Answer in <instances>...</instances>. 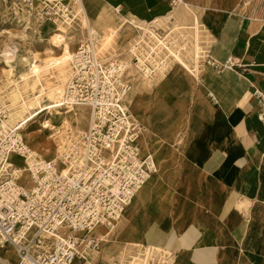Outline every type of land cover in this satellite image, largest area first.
Wrapping results in <instances>:
<instances>
[{"label":"crops","instance_id":"1","mask_svg":"<svg viewBox=\"0 0 264 264\" xmlns=\"http://www.w3.org/2000/svg\"><path fill=\"white\" fill-rule=\"evenodd\" d=\"M107 1L90 3L105 17L95 22L102 29L116 23L110 15L114 6H121L124 16L144 20L132 11L133 5L146 21L158 6L157 0ZM200 22L213 40L199 80L188 76L198 86L191 115L178 90L173 96L160 91L163 85L144 98L146 106L138 112L157 124L163 104L166 117L153 126L157 145L148 152L158 177L132 199L113 241L121 247V264L144 257L152 264H264V119L258 117L254 95L255 88L264 92V0L235 8L206 7ZM175 97L176 107L170 102ZM187 126L180 152L173 150L172 139ZM108 235L100 236L110 241ZM141 244L145 246L135 247ZM12 248H0V264H16ZM149 249L155 250L152 259L146 254ZM90 255L110 264L108 250Z\"/></svg>","mask_w":264,"mask_h":264},{"label":"built area","instance_id":"2","mask_svg":"<svg viewBox=\"0 0 264 264\" xmlns=\"http://www.w3.org/2000/svg\"><path fill=\"white\" fill-rule=\"evenodd\" d=\"M56 3L57 7L65 3ZM53 13V7L49 6ZM99 40L91 30L72 54L67 83L69 98L89 108L87 129L71 137L58 158L39 161L29 167L31 186L5 178L10 151L32 155L20 135V128H5L9 111L0 97V248L12 246L18 264H92L79 254L78 230L102 226L114 228L137 190L156 171L150 155H142L138 136L142 126L128 119L125 97L131 83L118 58L99 61L94 55ZM137 71L151 75L163 66L132 59ZM227 65L233 66L228 60ZM264 119V92L255 88ZM117 157H113L114 149ZM93 235L89 246L99 248Z\"/></svg>","mask_w":264,"mask_h":264},{"label":"bare ground","instance_id":"3","mask_svg":"<svg viewBox=\"0 0 264 264\" xmlns=\"http://www.w3.org/2000/svg\"><path fill=\"white\" fill-rule=\"evenodd\" d=\"M7 1H10L11 4L14 5L15 13H18L17 10H21L25 13V16L30 17L35 15V19H37L36 25L38 26V29H36L35 31L40 35L42 30L45 31L47 29H55V31H57L58 33L52 34L53 36L51 37V39H53V41L57 45L58 43H61V41L65 40L64 35L67 33V30L62 24L53 21L52 18L55 20H65L64 22H70L71 25L72 23H76L77 21L85 22V24L89 27V30L96 34V31L93 28H90V24L85 20V18L81 20L77 19L75 21L70 19L72 18L71 12H73L76 7L83 6V0H75L74 5L70 7V9H68L66 5L60 6L58 8L56 3L59 4L61 0ZM46 1L52 2L54 11L53 13L49 12L48 8L50 5H47ZM5 3L6 0H0L1 8L6 7L4 5ZM90 3L93 4V1L90 0ZM114 10L116 13H120L121 6H116ZM59 15L63 19H60L61 17L58 18L57 16ZM190 15H192L191 23H188L189 19L187 18ZM123 18L129 19L135 30L130 34H127L126 36L120 37L118 39V35L110 32V26H108L106 28L107 31H105L106 38L102 45L103 48L100 47L99 53L96 52L98 42H100L101 39L98 40L94 47V55L99 61H103L102 54L104 53V51L102 53V49L107 48L108 46L112 45V43L123 44L125 42H129L130 44L129 40H132V43L136 42L137 44L144 42V44H146L149 48V52L144 56V58L143 56L135 57L140 62H146L144 59L155 60L158 56H160V54L164 53L165 51V55L170 54L173 56V59H170L169 62H166L161 68L156 69L151 75L141 74L135 69L132 61L129 64L128 62H125L123 60L126 65L124 74L129 81L130 78L128 77V70L131 66L136 72L141 74L143 78H135L133 84L130 81L131 89L125 97L128 109V119L130 121L138 122L136 119L142 118L132 112V105L137 101L138 97L142 95L144 91H155L161 88L164 81L168 78L174 68H178L179 66V69L185 70L188 76L193 79L199 80L203 65L207 63L209 56L206 47L201 46V34L206 29H204V27L200 24L197 13H195V10H193L192 6L185 3L184 0H175L173 2L172 9L169 12L164 15L157 16L151 21L140 20L130 14L127 16H123ZM28 25L25 28V31L29 28ZM158 31L163 32V34L158 33ZM4 33H7V30L2 29L1 34ZM10 37L12 38L13 35L10 34ZM81 41L83 40H79V42ZM210 43L211 42H209V44ZM44 53L45 56L40 57V53L32 51L30 57H23L21 59L19 58V61L23 65L22 73H24L22 75V86L14 79L15 69L13 64L11 63L13 52H10L9 50H3V54H0V61L3 63L2 72L7 79L6 83H4L3 81V88L7 90L8 100H6L5 96L1 92L0 97L2 98L3 102L6 105V108L9 111V116L3 121V126L5 128H20V135L24 140L26 137L30 136L27 130L30 128V123H32L34 119L43 117L45 115H61V109H67L71 111V108H73V106H78V104L73 102L67 94V83L72 70L71 60L73 52H71V54L64 52L63 54L56 56L52 49H46ZM50 76H52L55 81H51ZM200 89L205 91V88L201 85ZM45 98L49 103H43ZM8 101L11 103V105H9ZM10 106H12V111ZM159 108L163 110L165 115V106H163V108L162 106ZM54 111L56 113H54ZM69 111H67L66 113H68ZM142 120L145 123L144 126H142L138 122L142 126L141 133L139 134L137 140L140 147V152L143 155H150L153 158L151 154H144L142 152L144 151L148 153L151 146L157 145L154 142L155 135L153 134L151 123L148 120ZM41 127L42 129L38 130V132L36 133H41L44 130L54 132L50 138H54V140L57 141L56 146L58 149V155L55 158H58L63 145L71 137H73L70 135L71 127L69 121L65 118L63 119L61 126H54L51 121L46 119L41 123ZM141 136L142 147L140 146ZM14 156L23 159V163H21V166H19V168H17V166L13 162ZM32 156L35 157L36 154L32 153V155L30 156L17 155L16 153L10 151L6 160V170L4 171L3 176L5 178H15L18 180V182H20L19 175L21 173L25 171L29 174V167L33 160ZM113 157H117L116 148L113 151ZM156 172L157 166L156 171L152 174V176ZM152 176L137 190V192L152 178ZM29 182L31 183L30 174ZM137 192L135 193V195L137 194ZM135 195L132 197V199L135 197ZM130 202L128 203V205L130 204ZM128 205L126 206V208L128 207ZM124 212L121 214L119 219L123 216ZM99 227L102 226L94 227L91 230H78L76 232V237L79 239L78 252L80 254V257L86 259L88 263H91L87 257L89 253L88 251H90L89 254H91L93 252L99 251L100 249L89 246L88 244V240L93 236L91 235V233ZM103 241L105 242L103 251L106 252L107 248H109L110 241L108 239H104ZM12 249L17 254L18 259L16 264H18L20 262V257L17 251L14 248ZM154 251L155 250H150L151 257ZM145 259L146 257H144L143 261L139 258L138 261L134 260L129 264H142V262L143 264H145Z\"/></svg>","mask_w":264,"mask_h":264},{"label":"rangeland","instance_id":"4","mask_svg":"<svg viewBox=\"0 0 264 264\" xmlns=\"http://www.w3.org/2000/svg\"><path fill=\"white\" fill-rule=\"evenodd\" d=\"M61 1H63L61 3L66 4L68 9H70V7H72L75 3V0H61ZM92 1H93V4H95L96 0H92ZM105 1H107V0H105ZM109 1L115 5L114 0H109ZM174 1L175 0H157L158 6L156 7L157 8L156 13H161V14L163 13L164 14V11L166 9L169 8L171 10ZM248 1L251 2L253 0H184L185 3L191 5L193 10H195V13H197V17H198L199 22H200V14L206 7L235 8V7L239 6L240 4L244 5L246 3H249ZM46 4L53 6L51 1H46ZM82 4H83V6L76 7L73 10V12H71L72 18H70V19L75 21L77 19L81 20V19L85 18L86 21L92 23V24L89 23L90 28H94L96 30V34L99 35V40L101 39L100 42H98V46L96 48V52L99 53L100 47L103 48L102 45H103V42L106 38V32L105 31H107V29H106L107 27L102 29L99 25H96L95 22H99V21H101L102 18L104 19L105 17H101V15L97 9L92 10L88 0H83ZM4 5L6 6L4 8H1V6H0V54H3V50H9L10 52H13V56L11 58L12 59L11 63L13 64L14 69H15L14 79L17 82H19L21 86L23 84V82H22L23 76L22 75L24 73H22V69H23L22 66L23 65L19 61V58L21 59L23 57H30L32 51L40 53V57H44L45 56L44 52L46 51V49H52L56 56H59V55L63 54L64 52L71 54V52H74L76 50L77 45L80 43L79 40L85 39L86 34H87V30L89 29V27L85 24V22H82V21H77L76 23H72V25H71L70 22H67V23L64 22L65 20L64 21L55 20L52 18L53 21H55L59 24H62L67 30V33L64 35L65 40L61 41V43H58V45H57V44H55L53 39H51V37L53 36L52 34L58 33L57 31H55V29H47L45 31L42 30L41 35H40L38 32L35 31L36 29H38V26L36 25L37 19H35V15L30 16V17L25 16V13L21 10H17L18 13H15L14 5H12L11 2L7 1V0H6V3ZM114 5H112V6H114ZM114 7H116V6H114ZM91 11H93V12H91ZM111 14L113 16H115L117 19H116V23L113 24L112 26H110V32H113L114 34L118 35V39L120 37L126 36L128 33H131L135 30L133 28L131 22L129 21V19L123 18L124 15L121 12L116 13L114 8H113L112 13L110 12V15ZM155 14L152 13L150 16H148V18L150 19L148 21H151L154 18ZM106 15L107 14L105 13L104 16H106ZM73 16H75V17H73ZM57 17L60 18L61 16L59 15ZM191 18H192V15H190L187 18V19H189L188 23H191ZM60 19H63V18L61 17ZM200 24H201V22H200ZM27 25L29 28L26 29V31H25V28L27 27ZM2 29L7 30V33L1 34ZM204 29H205V27H204ZM158 33L163 34V32H161V31L160 32L158 31ZM10 34L13 35L12 38L10 37ZM40 36H41V38H40ZM201 36H202L201 37V46H205L206 50H208V47L211 44V43L209 44V42H212L213 39L207 30L203 31ZM129 41H130V44H129V42L128 43L125 42L123 44L112 43V45L108 46L107 48L102 49L101 52L103 53V51H104V53L102 54L103 61H107L108 59H112V58H118V59L124 60L125 62H128L130 64L133 58L141 57V56H143V58H144V56L148 54L149 48L147 47L146 44H144V42L137 44L136 42L132 43V40H129ZM165 52L160 54V56H158L155 60H147V59H144V60L151 65H155L157 62L162 61L163 65H164L166 62H169L170 59H173L172 55H170V54L165 55ZM2 67H3V63L0 61V92L5 96L6 100H8L7 99V90L5 88H3V85H4L3 81H4V83H6L7 79L3 75ZM128 74H129L128 77L130 78V81L132 84H133V81L135 78H137V77L142 78V75L139 74L138 72H136L132 66L129 68ZM50 79H51V81H55L52 78V76H50ZM162 87H163L162 89L159 88L160 91H163V92L169 93V94H172L176 90H178V92H179L178 98H180L179 100H183V101H184V99L187 100L188 112H189V115H191V110L193 109L194 104L196 103V100H197V88H198V86L193 84V82L190 81V79L187 75V72L185 70L179 69V66H178L177 70L173 71V73H171L168 76V78L164 81V84ZM159 89H157V90H159ZM157 90H155V91H144L142 93L143 95H141V97H140V100L138 102L136 101L137 102L136 109L135 110L132 109V112L136 115H140L138 113L139 109L141 108L144 110V108L146 106V101L144 100V98L149 96V94H151V93H155ZM172 95L177 96V94H175V93ZM177 99H176V97H175V99L171 98L170 102L172 103V106L173 105L175 107L177 106V104L179 102V101L177 102ZM43 103L47 104L49 102L45 98ZM125 103H126V100H125ZM9 105H11L10 102H9ZM126 105H127V103H126ZM163 106H165V105L162 104V108H163ZM10 107H11V111H12V106H10ZM67 111H69V110L61 109L60 110L61 115H56V114L45 115L43 117H40V118L38 117V118L34 119L32 121V123H30V128L27 130L28 133L30 134V136L26 137L25 141L27 142V145L29 147H31L33 153L36 154L35 157L39 161L40 160H44V161L50 160V159L57 157V155H58V151H57L58 149L56 146L57 141H55L54 138H50L54 132L44 130L41 133H36V132H38V130L42 129L41 123L43 121H45L47 119V120L51 121V123L54 126H61L63 119L66 118L69 121L70 127H71L70 135L73 137L77 136L82 131L87 129L88 122H89V113H90L89 108L87 106H85V105L73 106V108H71V111L66 113ZM54 113H56V112L54 111ZM165 117H166V115H164L163 110H161L159 112L157 124L154 123V119H151L152 128H154L153 127L154 125L160 124V121H162ZM136 120L138 122H141L143 124V126L145 125V123L143 121H141L142 119H136ZM187 129H188V126L186 128L185 127L182 128L181 131L178 132V134L174 137V139H172V141H171L172 146H170V147L173 150L180 152V149L182 148L184 139L186 138V130ZM142 152L145 154H148L144 151H142ZM13 161L15 162V164L21 166L22 160L19 159V157L14 156ZM19 166H17V168H19ZM157 175L158 174L155 173L152 176V179L158 177ZM19 177H20L21 184L27 182L24 185L25 186H31V183L29 182L28 172L24 171L23 173H21L19 175ZM151 180H149V181L151 182ZM122 217L117 221L114 228H112V229L103 228V229H99L98 231L94 230L91 233V235H94V234L98 235L97 237L101 241L100 245H99V248H100L99 251H102L104 244H105V242L103 241L104 238L101 237L100 235L105 236L109 233L108 236L110 238V244H109V248L107 250L110 252V264H114V263L116 264L119 262L121 264V261H120L121 259L117 255V253L119 252L121 247L119 248L117 246V244L113 243V241L116 240V237H117L116 233L118 232V227L122 224ZM142 246H145V245L141 244V245H137L135 247L137 249H139V248H142ZM88 252L90 253V251H88ZM89 253H88L87 257L91 263L105 264L102 257L98 258L97 260H93L92 256ZM146 254H147V256H149L148 258L152 259V257L150 256V249L146 251ZM156 262L160 263V261L154 260L153 264H156ZM165 263H161V264H165ZM168 263H169V260H168ZM142 264H143V262H142ZM145 264H152V263H150L149 261L146 260Z\"/></svg>","mask_w":264,"mask_h":264},{"label":"trees","instance_id":"5","mask_svg":"<svg viewBox=\"0 0 264 264\" xmlns=\"http://www.w3.org/2000/svg\"><path fill=\"white\" fill-rule=\"evenodd\" d=\"M126 1H127V0H126ZM131 8H132V11H133L136 15H138L140 18L146 19L145 17H143V15H142L140 12H138V11L133 7V5H131ZM168 10H169V8L166 9V10L164 11V13L167 12Z\"/></svg>","mask_w":264,"mask_h":264}]
</instances>
